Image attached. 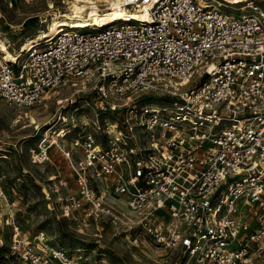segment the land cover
<instances>
[{"label":"built area","instance_id":"built-area-1","mask_svg":"<svg viewBox=\"0 0 264 264\" xmlns=\"http://www.w3.org/2000/svg\"><path fill=\"white\" fill-rule=\"evenodd\" d=\"M125 1L146 18L65 26L19 53L6 40L17 59L0 49L1 99L31 107L61 89L93 96L57 100L58 131L31 148L33 161L53 146L68 161L77 189L63 196L64 213L82 231L107 221L113 237L191 264H264V0ZM44 235L13 233L7 256L107 264Z\"/></svg>","mask_w":264,"mask_h":264},{"label":"rangeland","instance_id":"rangeland-1","mask_svg":"<svg viewBox=\"0 0 264 264\" xmlns=\"http://www.w3.org/2000/svg\"><path fill=\"white\" fill-rule=\"evenodd\" d=\"M13 1V7L0 1L4 15L0 21V37L9 40L13 48L35 36L38 30L46 29L47 22L40 23L41 18L51 17L53 12L66 10L69 5V0L55 2L52 8L46 0ZM72 91L61 89L48 96L45 104L31 107L17 106L0 98V235L5 239V246L0 248V264H23L12 255L7 256L12 235L17 231L32 240L36 234L44 232L45 240L54 242L60 238L67 251L80 246L93 260L105 259L107 264H191L179 251L169 252L148 244L134 247L126 240L113 237L110 222H103L101 233L94 225L82 231L80 221L65 215L67 202L63 196L77 189L68 161L55 146L50 148L49 159L44 161L34 162L36 152L30 154L31 148L38 149L43 137L49 140L56 135L58 99L71 96L74 101H81L76 103L79 105L93 97L89 93L72 96ZM77 113L93 114L89 109ZM31 115L37 119L38 127L31 123ZM107 116L110 121L118 115Z\"/></svg>","mask_w":264,"mask_h":264},{"label":"bare ground","instance_id":"bare-ground-1","mask_svg":"<svg viewBox=\"0 0 264 264\" xmlns=\"http://www.w3.org/2000/svg\"><path fill=\"white\" fill-rule=\"evenodd\" d=\"M242 1L245 0H231L229 2ZM142 7L138 8L137 5L125 0H69L66 10H57L52 13L51 17H43V22H47L46 29H40L35 36L28 37L24 43L15 48L16 52L29 50L39 44L41 39L48 36L55 37L64 30L65 26L86 28L90 25L104 26L125 18H146V12ZM0 49L6 53L7 57L17 59L16 54L9 49L6 41L2 38H0ZM30 118L31 123L38 127L35 116L31 115Z\"/></svg>","mask_w":264,"mask_h":264}]
</instances>
